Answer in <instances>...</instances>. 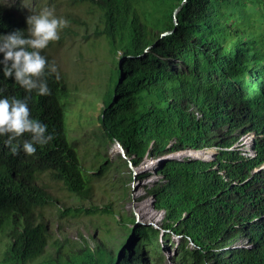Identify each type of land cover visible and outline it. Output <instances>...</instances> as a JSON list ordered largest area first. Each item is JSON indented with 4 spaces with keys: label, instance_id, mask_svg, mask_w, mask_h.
<instances>
[{
    "label": "trees",
    "instance_id": "trees-1",
    "mask_svg": "<svg viewBox=\"0 0 264 264\" xmlns=\"http://www.w3.org/2000/svg\"><path fill=\"white\" fill-rule=\"evenodd\" d=\"M87 1L99 8L101 28L96 30L123 44L122 55L117 54L124 59L117 60L118 77L108 90L100 120L135 166L145 156L162 158L150 195L164 213L163 222L155 226L137 223L134 216H115L116 224H126L127 230L118 251L102 240L96 247L70 246L64 254L57 239L54 253L48 250L37 261L49 244L47 224L32 219L35 205L44 203L42 195L48 193L38 175L49 171L83 198H90L94 188L82 180L84 168L62 140L60 97L65 82L58 69L46 77L49 95L28 93L0 71V95L28 96L30 115L53 133L39 160L24 157L22 148L14 154L6 136H0V235L9 233L3 260L165 264L162 238L166 241L175 233L176 264H264V169L255 170L264 162V0ZM13 8L0 1V33L21 28L27 34V16ZM41 52L55 63L47 50ZM252 131L255 157L228 149L241 133ZM28 138L26 132L18 140L22 144ZM212 145L220 149L211 161L203 160L211 157L210 150L202 156L164 158ZM77 208L95 216L114 212L108 205ZM129 223L137 224L133 229ZM238 239L244 243L235 245Z\"/></svg>",
    "mask_w": 264,
    "mask_h": 264
},
{
    "label": "rangeland",
    "instance_id": "rangeland-1",
    "mask_svg": "<svg viewBox=\"0 0 264 264\" xmlns=\"http://www.w3.org/2000/svg\"><path fill=\"white\" fill-rule=\"evenodd\" d=\"M0 1L29 15L38 13L46 6H53L56 15L66 17L70 21L62 30L60 40L51 41L46 49L65 81L64 95L60 99L65 122L62 140L69 142L73 157L78 161L79 167L84 168L82 174H79L82 180L94 188L90 198H83L51 176L52 173L49 171L38 175L39 184L44 186L48 193L42 195L44 203L35 205L36 215H33L32 219L34 222L38 219L47 224L49 244L45 254L37 261L46 257L49 251L54 253L53 248L57 239L62 242L64 254L70 246L74 250H78L83 244L96 247L102 240L117 250V246L120 248L121 242L125 239L127 230L123 227L126 224H116L115 216L117 219H122L125 215L134 216L137 223L161 226L164 213L153 204L154 198L150 196L152 185L149 182V185L145 184L143 177H140L146 170L143 169L145 166L141 165L150 163L151 167L153 164L150 161L153 157L145 156L140 165L131 166L129 160L132 161V158L128 150L123 146L125 155L122 154L117 139H110L107 136L100 120L105 99L109 97L108 90L113 87L118 77L120 64L118 65L117 60L120 62L124 58L121 57L122 51L119 50L123 47L122 42L120 40L114 42L102 30H96L97 26L101 28L99 8L77 0ZM119 52L121 55L117 54ZM252 134L255 132L241 133L237 142L228 149H238L241 154H245L252 142ZM201 149L211 151L208 153L211 157L203 159L211 161L215 159L220 147L212 145ZM193 150L196 149L188 148L167 156L177 159L193 157V154L187 153ZM197 151L193 153L198 154ZM41 152L37 150L31 155V159L39 160ZM133 168L138 172L137 175L133 174ZM258 169H264V162L255 170ZM152 171L153 169L148 170L150 174ZM220 174L223 176L225 172L221 171ZM95 205L101 208L108 205L114 212L109 214L103 211L95 216L86 212L78 213L76 210L77 207L89 208ZM70 207L73 208L61 214L60 210ZM140 212L145 213V216H141ZM137 223H129L127 226L134 229ZM8 234L3 233L6 238ZM171 236V239L166 241L164 237L162 238L165 264H176L173 256L177 252L179 235L171 233ZM4 240L5 238L0 235V264H7L2 255L5 248ZM242 243H244L242 239L234 241L235 245Z\"/></svg>",
    "mask_w": 264,
    "mask_h": 264
},
{
    "label": "clouds",
    "instance_id": "clouds-1",
    "mask_svg": "<svg viewBox=\"0 0 264 264\" xmlns=\"http://www.w3.org/2000/svg\"><path fill=\"white\" fill-rule=\"evenodd\" d=\"M84 2L90 3L87 0H84ZM13 9L17 15L27 16V34H25V29L21 28L8 33H0V71L3 72L5 77L14 79L28 93L36 90L40 95H49L51 89L46 77L57 73L58 68L55 63L50 62L42 54L41 50L45 49L46 51V47L51 41L60 40L62 30L69 25L70 21L66 17L56 15L53 6H46L38 13L31 15L23 10L16 9V7ZM48 54L50 53L48 52ZM2 91L3 89H0V92ZM62 95H64L63 90ZM61 109L63 110V108ZM197 114L199 115L198 112ZM62 120L65 128L64 111ZM47 129L48 125L46 123L30 115L28 96L18 98L0 95V136H6L5 143L11 147L14 154L22 148V154H24V157H28L34 155L37 150L42 151L48 147L46 144L53 139V133L47 131ZM26 132L30 133V138L24 139L21 144L18 138H21L22 134ZM252 142L248 146L247 152H245L247 157H250L251 148L255 150L256 155L254 147L255 134L252 136ZM161 159V157H153L150 161L153 164L151 167H149L150 163L145 164L148 169L147 167L143 168L146 170L143 172L144 175L141 176L145 184L149 185V182L153 185L155 180L158 179L157 167ZM131 162L133 163V161ZM154 162L156 163L154 164ZM133 166L136 167L134 164ZM141 167H144V165H141ZM134 169L133 174L137 175L138 172ZM149 169H153L152 174L148 172ZM67 209L60 210L61 214L69 211ZM1 235L6 239L3 234Z\"/></svg>",
    "mask_w": 264,
    "mask_h": 264
},
{
    "label": "water",
    "instance_id": "water-1",
    "mask_svg": "<svg viewBox=\"0 0 264 264\" xmlns=\"http://www.w3.org/2000/svg\"><path fill=\"white\" fill-rule=\"evenodd\" d=\"M178 10H179V7H177V8L174 10V21H175V24L178 23V18H177V12H178ZM169 32H171V30H170V31H165L163 34H167V33H169ZM117 142H118V146H119L120 149H121L122 154L125 155V150H124V148H123V145H122L119 141H117ZM196 150L200 151V150H205V149H196ZM196 150H193V151H191V152H187V153H191V154H193V152H195ZM182 154H186V153H182ZM214 156H215V154H214ZM166 158H172V157H170V156H166ZM130 165L133 166V163H132L131 161H130Z\"/></svg>",
    "mask_w": 264,
    "mask_h": 264
},
{
    "label": "bare ground",
    "instance_id": "bare-ground-1",
    "mask_svg": "<svg viewBox=\"0 0 264 264\" xmlns=\"http://www.w3.org/2000/svg\"><path fill=\"white\" fill-rule=\"evenodd\" d=\"M197 153L198 154H194L193 153V156H202V155H204L205 153H206V151L205 150H203V151H197ZM145 166V168L147 167L146 165H144ZM149 201L151 202V198L149 199ZM143 210H145L144 208H142ZM141 213V216H145V213H142V212H140Z\"/></svg>",
    "mask_w": 264,
    "mask_h": 264
},
{
    "label": "built area",
    "instance_id": "built-area-1",
    "mask_svg": "<svg viewBox=\"0 0 264 264\" xmlns=\"http://www.w3.org/2000/svg\"><path fill=\"white\" fill-rule=\"evenodd\" d=\"M252 136H253V134H252ZM254 152H255V150L251 148V153H250L249 156L250 157H255V153Z\"/></svg>",
    "mask_w": 264,
    "mask_h": 264
}]
</instances>
